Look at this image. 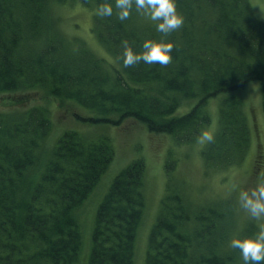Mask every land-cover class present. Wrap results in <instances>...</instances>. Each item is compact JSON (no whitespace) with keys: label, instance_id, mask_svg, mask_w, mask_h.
Instances as JSON below:
<instances>
[{"label":"trees","instance_id":"16d2710c","mask_svg":"<svg viewBox=\"0 0 264 264\" xmlns=\"http://www.w3.org/2000/svg\"><path fill=\"white\" fill-rule=\"evenodd\" d=\"M76 1L0 0V94L43 88L99 116L90 120L121 125L134 119L178 143L201 136L211 123L208 101L223 95L219 131L202 155L208 168L218 170L244 161L251 131L240 92L248 82H260L264 110V22L254 17L247 0H176L184 25L165 39L173 44L170 63L141 61L128 68L123 42L142 53L145 40L162 36L155 22H141L135 9L120 21L115 0H80L94 10L92 31L119 65L108 64L57 28L55 7ZM104 3L112 5L113 14L101 18L96 10ZM192 99L197 103L188 113L174 116ZM51 130L47 109L35 107L18 117L0 113V264L78 259L82 234L74 211L97 186L115 151L109 140L88 141L70 131L44 152ZM174 168L168 160V174ZM145 172L144 160L138 159L115 177L97 211L90 264H134ZM189 212L183 196L168 187L149 236L146 264H190L192 240L180 231L191 219ZM208 231L196 233L204 237ZM196 264L230 263L212 254Z\"/></svg>","mask_w":264,"mask_h":264},{"label":"rangeland","instance_id":"374dc122","mask_svg":"<svg viewBox=\"0 0 264 264\" xmlns=\"http://www.w3.org/2000/svg\"><path fill=\"white\" fill-rule=\"evenodd\" d=\"M254 17L264 22V0H247ZM57 28L69 40L77 39L108 64L118 66L116 60L98 42L92 31L94 10L80 0L56 6L53 10ZM141 22L153 23L141 15ZM111 71V70H110ZM248 116L251 144L244 161L228 169L208 168L202 151L209 142L199 143V138L187 143H178L174 136L150 132L147 126L134 119H126L121 125L90 120L99 116L91 109L75 101L61 102L49 96L43 88L35 87L0 94V113L20 116L32 108L48 110L52 130L45 140L44 152L55 146L65 133L74 131L88 141L109 140L114 148V159L89 197L74 211L81 234L82 245L74 264H90L92 233L98 208L115 177L132 162L144 160V215L138 229L135 244L134 264H146L149 236L161 209V202L168 192L181 194L187 202L191 219L180 224V231L188 234L190 264H196L203 256L222 255L230 264H244L239 249L230 241L248 238L261 230L264 221L252 219L240 205V190L254 188L264 182V110L263 91L259 81H251L240 92ZM223 95L211 98L205 111L211 123L203 130L213 136L219 131V112ZM197 99L186 100L174 116L188 113ZM116 117V116H115ZM202 132V133H203ZM175 162L169 174L166 162ZM198 216L205 218L198 219ZM209 227L207 235L196 232ZM264 264V262H262Z\"/></svg>","mask_w":264,"mask_h":264},{"label":"clouds","instance_id":"9594fccd","mask_svg":"<svg viewBox=\"0 0 264 264\" xmlns=\"http://www.w3.org/2000/svg\"><path fill=\"white\" fill-rule=\"evenodd\" d=\"M115 7L119 10L118 19L127 20L133 11L148 17L155 22L157 32L162 36L159 40L149 39L143 43V51L137 54L123 42V66L131 67L141 61L148 65L159 63L167 65L172 60L173 44L165 42L168 35L179 30L184 25V17L177 10L176 0H115ZM264 7V5H262ZM113 7L104 3L96 10L98 17H110ZM214 136L204 131L199 137V143L213 142ZM239 205L252 219L264 221V182L254 188L240 190L238 194ZM234 249H239L244 264H262L264 262V226L261 230L248 238H236L230 241Z\"/></svg>","mask_w":264,"mask_h":264}]
</instances>
